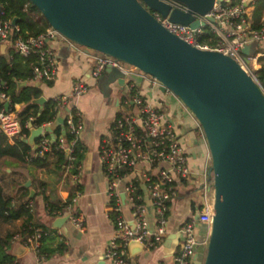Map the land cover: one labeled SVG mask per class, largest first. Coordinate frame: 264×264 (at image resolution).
Here are the masks:
<instances>
[{
	"label": "water",
	"instance_id": "1",
	"mask_svg": "<svg viewBox=\"0 0 264 264\" xmlns=\"http://www.w3.org/2000/svg\"><path fill=\"white\" fill-rule=\"evenodd\" d=\"M29 1L70 42L157 79L160 89L170 90L197 120L210 155L214 214L207 246L197 250L195 264H264V91L228 55L188 44L150 13L197 28L204 22L194 14H208L224 0H176L186 10L162 0ZM208 20L215 22L211 16ZM250 45L241 49L246 56ZM104 73L105 89L112 81L123 84L118 68L107 67ZM33 102L42 105L45 99ZM41 133L40 126L31 129L25 142L32 145ZM66 221L67 216L58 217L51 225L60 228ZM142 248L137 241L128 245L131 256Z\"/></svg>",
	"mask_w": 264,
	"mask_h": 264
},
{
	"label": "built area",
	"instance_id": "2",
	"mask_svg": "<svg viewBox=\"0 0 264 264\" xmlns=\"http://www.w3.org/2000/svg\"><path fill=\"white\" fill-rule=\"evenodd\" d=\"M162 1L170 4L171 8L186 10L185 5L176 0ZM250 2L252 0H240L232 6H224L221 2L208 14L195 13V18L204 22V25L197 28L174 23L168 16L163 17L157 11L150 10V13L167 31L188 44L228 55L257 81L255 71L260 68L259 58L264 56V52H257L252 57L241 52L245 45L264 42V26L251 29L243 17L245 8ZM208 16L213 17L215 22L208 20ZM235 19H238L237 23H234ZM204 27H208L217 37L214 47L199 42V37L204 34ZM57 39L66 40L74 45L52 27L37 36L23 38L19 28L6 18L0 3V43H11L12 50L20 55H36V60L32 62V75L29 81L35 83L54 81L58 61L49 43ZM107 67H116L124 73L123 84L126 87V96L123 98V104L130 107L131 112L121 114L119 111L99 146L100 162L107 179L108 212L114 227L113 237L103 251L102 260L105 264H129L128 245L131 241L140 242L143 249L148 250L162 244L168 233L167 215L177 195V184H191L192 181L189 179L195 177V173L190 164L186 142L180 138L181 135L178 134L174 123L151 98L141 91L135 80L131 81L127 78L129 75L134 77L139 75L140 70L112 56L97 52L94 56L91 77L94 80L100 78ZM150 78L151 85L156 87L161 85L154 77ZM5 87L0 80V102L4 104L0 107V133L8 139L27 138L23 128H27L30 133L31 129L39 126L32 123L33 117H29L24 125L21 124L16 113L10 109L9 96L3 91ZM88 88L87 84L76 82L69 94L59 96L61 111L64 113L63 122L71 138L67 140L64 134H60L57 138L48 136L44 131L51 123L42 124L40 125L42 133L31 149L33 156L42 155L52 149L62 150L66 159L64 170L69 173L72 168L77 170L75 174H71L73 179H77L80 172V165H74L75 144L81 139L83 124L80 110L69 106L68 102L70 98L86 93ZM165 92L172 94L168 89ZM179 102L182 108L187 109L180 100ZM5 103H8L7 108ZM199 132L203 138L200 127ZM209 166L210 155L207 150L204 167ZM208 174L206 168V173L199 182L201 198L196 206L197 215H192L180 225L179 245L170 263L158 264H193L197 250L207 246L214 214L213 186L208 180ZM121 183H124L122 189H120ZM74 201L75 198L62 210L53 213L55 217L67 216V221L82 230L84 217L73 210ZM125 207H128L130 218L124 215ZM200 226L205 227L202 236L197 232ZM30 230L31 232L20 235L15 234L13 238L22 239L27 249L40 255L41 239L48 232L40 227H31ZM57 237L59 238L60 235ZM0 264H16V259Z\"/></svg>",
	"mask_w": 264,
	"mask_h": 264
},
{
	"label": "crops",
	"instance_id": "3",
	"mask_svg": "<svg viewBox=\"0 0 264 264\" xmlns=\"http://www.w3.org/2000/svg\"><path fill=\"white\" fill-rule=\"evenodd\" d=\"M226 1L229 2V0ZM252 9L253 5H247L245 13L248 14ZM248 23L250 26V22ZM49 44L54 49L58 61L57 75L54 81L47 84L28 80L24 81L25 85H17L18 88L27 85L39 87L42 92L40 97H44L46 102L48 99L69 94L76 82L87 84L89 88L86 93L70 98L68 102L69 106L76 107L81 112L83 129L80 143L84 152L79 164L80 172L77 179H73L63 166L61 170H56L52 165L39 167L7 154L0 157V167L4 171L0 172V181L10 183L11 179H15L22 182L28 188V196L34 197L31 207L35 220L46 227L55 229L56 236L60 235L55 239L51 236L47 237L41 242V246L53 249L59 243L64 245L63 249L44 257L27 249L22 239L13 238L10 253L16 259V264H98L102 260L106 245L114 234V227L108 212L107 179L100 162L99 146L121 109V99L124 98L121 95L126 94V87L124 84L120 85L117 81H112L105 89L103 83V79L107 77L105 73L96 80L91 77L95 51L84 47L76 48L63 39L53 40ZM3 45L5 46L3 47ZM257 47L259 52H264V42L258 44ZM9 49L8 43H0V54H7ZM134 78L141 91L151 98L154 104L162 102L163 93L167 95V99L173 96L162 91L160 87L151 85L147 79L140 75H135ZM22 107V104H15L13 106L14 113L17 114ZM181 108L180 102L178 103L177 100L173 108L167 107L162 111L174 123L178 134L181 135L180 138L186 142L190 164L195 177L201 181L206 173V168L208 169V167H204L207 149L200 136L197 120L189 110L184 108L181 110ZM63 115L64 113L61 111L57 119L63 118ZM57 119L48 126L49 130L44 131L51 137H54V130L62 124ZM5 143L14 145L15 139L6 137L5 142L0 143V147ZM202 153L204 156H201ZM28 181L30 184L26 186ZM197 182L198 180H195L196 184H177V195L167 215L168 233L162 244L151 250L142 248L135 256H131L128 250L129 264L170 263L171 257L179 245L180 225L197 212L196 206L201 198L200 185ZM11 185L9 184L10 188ZM123 186L124 183H121L120 189ZM76 187L80 188V192H77L74 197L73 210L84 217V228L80 230L70 221H66L60 228H53L51 224L58 217L50 218L45 207V198H49L51 201H65ZM31 190L33 191L32 196H30ZM123 212L126 218H130L128 207H125ZM21 223V220L16 221L17 231L15 234H21L22 229L19 230ZM204 231L205 227L200 226L197 230L198 235L202 236ZM199 256L197 251L193 264L199 259Z\"/></svg>",
	"mask_w": 264,
	"mask_h": 264
},
{
	"label": "trees",
	"instance_id": "4",
	"mask_svg": "<svg viewBox=\"0 0 264 264\" xmlns=\"http://www.w3.org/2000/svg\"><path fill=\"white\" fill-rule=\"evenodd\" d=\"M240 0L223 1L224 6H232L239 3ZM0 3L5 11V16L9 20L15 18V25L19 28V33L23 38L30 36H37L46 31L50 27L46 19L42 16L41 12L29 0H0ZM247 5H253V9L247 14L244 13L243 17L247 22H250L251 29H259L264 26V0H253ZM235 19L234 23H237ZM204 34L199 37V42L208 44L214 47L217 42L215 34L211 33L208 27H204ZM258 48V47H257ZM8 54H0V80L5 84L3 91L9 96L10 109L13 110L15 104H22L23 107L17 112V117L21 124L24 125L29 117H33V124L40 126L46 123L54 122L59 113L61 112L60 98L48 99L41 106L33 101L41 96V89L37 86L27 85L18 88V82L28 81L32 75V62L36 60L35 54L20 55L13 50L8 51ZM259 52V50H257ZM262 57L259 58L261 68L255 71L256 79L264 91V62ZM47 84H51L48 82ZM4 106L0 102V107ZM26 136L29 135V130L23 128ZM64 134V137L69 140L71 134L66 131L65 122H62L54 130V137ZM46 135L49 136L48 133ZM26 138H16L14 145L5 143L0 147V157L2 155H11L18 160L27 161L35 166L44 167L52 165L56 170H61L62 166L66 163L65 155L62 150H55L45 152L42 155L31 154L32 146L25 142ZM39 139L36 138L35 142ZM6 137L0 133V143H4ZM84 148L80 141L75 144V161L74 165L77 166L81 163ZM28 157V159H26ZM208 167V180L212 184V174ZM0 172H4L0 167ZM77 170L72 168L70 174H75ZM11 185V188L9 187ZM80 192V188L76 187L74 192H71L65 201L56 200L51 201L45 198L46 209L48 215L55 217L54 211L62 210L67 204L71 203L76 193ZM28 188L22 182L15 179L8 181H0V263L10 262L14 256L10 253L11 242L13 236L17 231L16 221L21 220L22 229L20 233L31 232V227H40L46 230L47 235L43 236L41 242L47 237L56 238V230L46 227L39 223L34 218L32 212V202L34 197H29ZM63 243H59L55 248L49 249L47 247H40V254L44 257L50 256L53 252L63 249Z\"/></svg>",
	"mask_w": 264,
	"mask_h": 264
},
{
	"label": "rangeland",
	"instance_id": "5",
	"mask_svg": "<svg viewBox=\"0 0 264 264\" xmlns=\"http://www.w3.org/2000/svg\"><path fill=\"white\" fill-rule=\"evenodd\" d=\"M66 41V40H65ZM74 44V43H73ZM8 46H9V51L10 50H12V44L11 43H9L8 42ZM74 46H76V48H80V47H82V46H79V45H76V44H74ZM257 50H258V48L256 47V44L253 42V43H251V45H250V51H249V53H248V56L249 57H252V56H254L256 53H257ZM9 52H7V54H8ZM97 53V52H96ZM98 55H101V54H98ZM262 62H264V56H262ZM259 63H260V61H259ZM261 64L262 63H260V68H261ZM259 68V69H260ZM140 76H144V78L145 79H147V81L150 83L151 82V76H149L148 74H145V73H143V72H139L138 73ZM129 80H131V81H134L135 80V78H134V76H132V75H129L128 77H127ZM151 84V83H150ZM173 95V94H172ZM121 96H126V94H124V95H121ZM167 97V95L166 94H162V97L161 98H163L162 99V102L160 103V104H156L157 105V107H159L160 109H162L163 111L165 110V108H167V107H171V108H173L174 107V105H175V101H177L178 100V103H179V98H177L176 96H172L170 99H167L166 98ZM176 99V100H175ZM121 109H120V113L121 114H128L129 112H131V108L130 107H127L126 105H124L123 104V97H122V99H121ZM177 130V129H176ZM189 180H191L192 181V184L194 183V184H196L195 183V180H198V184L200 185V181H199V179L197 178V177H192V178H190ZM187 184H189V183H187ZM195 186V185H194ZM51 218V217H50Z\"/></svg>",
	"mask_w": 264,
	"mask_h": 264
}]
</instances>
